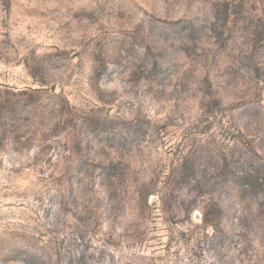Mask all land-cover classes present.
<instances>
[{
    "label": "rangeland",
    "instance_id": "rangeland-1",
    "mask_svg": "<svg viewBox=\"0 0 264 264\" xmlns=\"http://www.w3.org/2000/svg\"><path fill=\"white\" fill-rule=\"evenodd\" d=\"M0 264H264V0H0Z\"/></svg>",
    "mask_w": 264,
    "mask_h": 264
}]
</instances>
